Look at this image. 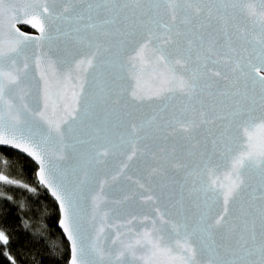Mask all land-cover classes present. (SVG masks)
<instances>
[{
  "label": "snow or ice",
  "instance_id": "1",
  "mask_svg": "<svg viewBox=\"0 0 264 264\" xmlns=\"http://www.w3.org/2000/svg\"><path fill=\"white\" fill-rule=\"evenodd\" d=\"M0 146L53 264H264V0H0Z\"/></svg>",
  "mask_w": 264,
  "mask_h": 264
},
{
  "label": "trees",
  "instance_id": "2",
  "mask_svg": "<svg viewBox=\"0 0 264 264\" xmlns=\"http://www.w3.org/2000/svg\"><path fill=\"white\" fill-rule=\"evenodd\" d=\"M0 153L11 161L7 169L0 166V171L36 185L35 164L26 165L27 158L11 149L2 151L0 148ZM56 215L55 201L45 189L35 195L0 182V230L10 237L7 246L0 244V264H12L9 257L15 264H53L49 245L53 240L60 242L62 239ZM61 247L66 249V242Z\"/></svg>",
  "mask_w": 264,
  "mask_h": 264
},
{
  "label": "water",
  "instance_id": "3",
  "mask_svg": "<svg viewBox=\"0 0 264 264\" xmlns=\"http://www.w3.org/2000/svg\"><path fill=\"white\" fill-rule=\"evenodd\" d=\"M19 27L21 28V30L22 31H26V32H32V33H34L36 30L35 29H33L30 25H19ZM28 29V30H26V29ZM0 148H2V146H0ZM14 151V150H13ZM16 152V151H15ZM50 195V194H49ZM51 196V195H50ZM53 199V198H52Z\"/></svg>",
  "mask_w": 264,
  "mask_h": 264
}]
</instances>
